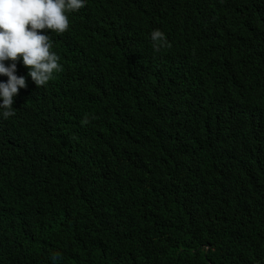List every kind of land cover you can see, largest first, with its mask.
<instances>
[{"label":"trees","instance_id":"trees-1","mask_svg":"<svg viewBox=\"0 0 264 264\" xmlns=\"http://www.w3.org/2000/svg\"><path fill=\"white\" fill-rule=\"evenodd\" d=\"M67 15L47 33L63 72L18 88L14 122L0 118V264H68L71 247L78 264H264V0H86ZM90 58L105 77L75 94ZM64 93L160 140L131 146L126 183L10 157L18 116L62 120L65 101L47 102Z\"/></svg>","mask_w":264,"mask_h":264},{"label":"clouds","instance_id":"clouds-1","mask_svg":"<svg viewBox=\"0 0 264 264\" xmlns=\"http://www.w3.org/2000/svg\"><path fill=\"white\" fill-rule=\"evenodd\" d=\"M85 3L86 0H0V76L7 78L0 80V118L14 122L17 114L12 104L18 88L44 87L63 72L61 42L50 43L47 33L68 30L67 14L78 11ZM150 39L157 51L167 44L165 34L159 29L151 31ZM65 40L70 44V39ZM5 61H9L7 66ZM68 69L76 71L73 62ZM104 77L90 58L86 66L80 65L75 94L84 93L80 81L94 82ZM63 101L66 110L62 120L44 117L37 109L29 114L27 121L22 114L18 116L17 121L23 123L27 133L17 138L21 145L9 153L10 157L23 161L27 153L37 157L43 169L70 160L74 181L104 178L126 183L141 158L131 146L139 141L160 144L159 139L139 127L142 120L125 122L108 116L105 109H100L104 113L101 117L93 112L88 114L83 108L75 107L74 99L66 93L63 99L47 103ZM67 252L68 264H78L70 253L75 249L71 247Z\"/></svg>","mask_w":264,"mask_h":264}]
</instances>
